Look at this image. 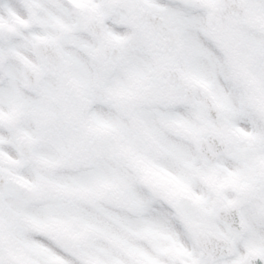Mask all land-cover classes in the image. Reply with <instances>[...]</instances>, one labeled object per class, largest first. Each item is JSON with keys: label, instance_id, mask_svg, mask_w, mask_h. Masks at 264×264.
<instances>
[{"label": "snow or ice", "instance_id": "snow-or-ice-1", "mask_svg": "<svg viewBox=\"0 0 264 264\" xmlns=\"http://www.w3.org/2000/svg\"><path fill=\"white\" fill-rule=\"evenodd\" d=\"M0 264H264V0H0Z\"/></svg>", "mask_w": 264, "mask_h": 264}]
</instances>
